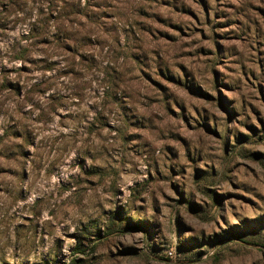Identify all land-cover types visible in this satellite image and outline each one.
Segmentation results:
<instances>
[{
	"label": "rangeland",
	"instance_id": "rangeland-1",
	"mask_svg": "<svg viewBox=\"0 0 264 264\" xmlns=\"http://www.w3.org/2000/svg\"><path fill=\"white\" fill-rule=\"evenodd\" d=\"M98 5L77 81L0 30V264H264V0Z\"/></svg>",
	"mask_w": 264,
	"mask_h": 264
},
{
	"label": "trees",
	"instance_id": "trees-1",
	"mask_svg": "<svg viewBox=\"0 0 264 264\" xmlns=\"http://www.w3.org/2000/svg\"><path fill=\"white\" fill-rule=\"evenodd\" d=\"M99 1L0 0V30L10 16L13 23L27 27L14 45L19 51L12 59L31 64L30 57L36 52L39 56L36 63L46 66L44 72L53 71L55 62L51 61L57 60L64 68L68 67V76L73 81L80 78L81 71L99 69L102 63L96 52L101 45ZM110 81L115 78L110 77Z\"/></svg>",
	"mask_w": 264,
	"mask_h": 264
}]
</instances>
